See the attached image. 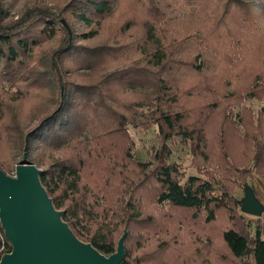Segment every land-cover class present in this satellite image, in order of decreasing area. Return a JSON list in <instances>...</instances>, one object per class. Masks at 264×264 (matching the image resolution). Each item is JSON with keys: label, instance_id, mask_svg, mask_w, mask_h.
Wrapping results in <instances>:
<instances>
[{"label": "trees", "instance_id": "obj_1", "mask_svg": "<svg viewBox=\"0 0 264 264\" xmlns=\"http://www.w3.org/2000/svg\"><path fill=\"white\" fill-rule=\"evenodd\" d=\"M28 7L14 19L0 0V157L12 161L13 152L26 151L28 161L42 169V185L78 239L103 255L116 253L113 234L110 240L106 235L108 221L113 216L112 224L125 211L118 189L140 167L157 186L159 206L205 212L209 225L220 210L229 209L222 201L241 207L225 181L217 196L215 180H185L160 154L149 165L138 161L129 129L157 127L163 144L174 138L193 142L207 160L205 131L190 129L188 119L200 113L207 124L221 114L239 141L230 154L235 136H213L226 181L244 184L263 177L264 108L256 118L250 108L236 116L230 108L264 100V43L259 62L232 67L226 80L208 79L220 59L229 66L240 59L236 54L244 44L220 35L214 39L204 17L209 10L223 11L222 17L233 13L253 37L263 22L264 0H70ZM217 53L221 57L213 58ZM231 74L233 84L228 83ZM17 104L34 105L30 127L17 125ZM0 162V170L10 175L4 168L10 163ZM87 173L92 177L85 182ZM128 206L136 227L151 224L142 206ZM257 222L237 221L221 234L235 263L264 264V236ZM11 250L0 225V259ZM214 253L219 262V251Z\"/></svg>", "mask_w": 264, "mask_h": 264}, {"label": "rangeland", "instance_id": "obj_2", "mask_svg": "<svg viewBox=\"0 0 264 264\" xmlns=\"http://www.w3.org/2000/svg\"><path fill=\"white\" fill-rule=\"evenodd\" d=\"M68 1L70 0H2V6L6 14L17 19L25 12L28 6V8H33L43 6L46 3L54 7V3L65 4ZM209 11L206 12L204 17L206 19L204 24L206 31L214 33V39L220 35L224 39L228 38L233 44L241 42L242 45L244 44V49L242 47V50L236 54L237 58H241L236 60L233 65L229 66L227 60L220 59L218 67L213 68L210 73L206 74L208 79L226 80L228 75L225 74L232 67L250 61L259 62L262 59L259 46L264 43L263 17L259 30L251 37V29L246 28L233 13L232 16L229 12L227 17H222L223 11ZM214 57L221 56L217 53ZM235 81V75L231 74L228 83L233 84ZM33 106L14 105V113L17 112V115H19L17 116V125L21 129L30 127L29 118L34 114L33 111H35L32 109ZM246 107L254 111V117L256 118L260 109L264 108V100L246 101L242 108L232 106L230 108L231 114L234 116L242 114L241 112ZM231 114L229 116L232 117ZM215 118L213 123L207 122V124L204 120H201L203 118L200 113L198 115H190L188 119V122L192 125L190 129L205 131L208 145L207 151L205 150L207 160H204L200 156V153L196 151L193 142L187 144L180 138H174L163 144V137L159 136L157 127H153L150 130L130 127L129 133L132 137V150L135 157L138 161L149 165V163L153 162L155 155L160 154L162 162L176 165L181 174L184 175L185 180L192 176L211 178L217 183V191L215 193L217 196H221V192L218 189L226 183L231 193V198L241 201L246 187H250L254 190L258 200L264 205V176L254 178L253 180L249 179L244 184L237 182L233 184L232 182H227L226 175L220 171L219 163L223 161V158L219 159V157L223 156L220 148H217L213 138L214 134L216 133L218 137L226 135L235 136L232 139L230 154L236 148L234 145L235 141H239L231 126L222 122L221 114ZM260 129L264 130V127L260 126ZM120 142L116 145L120 144ZM11 155L13 156L12 161L6 155H3L2 158L0 157V161H7L8 163L6 164L10 163V167L4 165V168L10 173L9 176L16 172V166L22 157H24L23 154L21 155L17 152H13ZM13 168L15 169L14 172ZM140 169L142 170L141 167ZM141 170H136L133 175L129 173V179L118 189V192H123L120 206L125 211L120 213L119 217H115L112 224L113 216H110L107 228L108 234H106L109 240L111 238L110 234H113L112 241L116 250L124 233L128 234L127 241L125 242V259L127 264H237L221 242L223 231L230 228L232 224H236L237 221L240 223L244 222V224L249 221H258L257 225L264 236V214L260 219L250 217L241 212V207L234 208L226 200L222 201V203L229 206V211L226 209L220 210L216 221L211 225L205 223V212L195 215L187 210L175 209L167 205H157L155 199L157 186L152 179L146 180V176ZM140 171L142 172V176L140 175ZM139 176L140 178H138ZM89 177H92V175L87 173L84 179L85 182L89 181ZM140 181H142V185H139ZM131 203L137 205V207L142 206L146 215L151 217L153 221L148 227H136L134 221H131V210L128 206ZM128 225L132 226L128 227ZM252 231L254 232V229ZM215 249L219 251L221 257L219 262L216 261Z\"/></svg>", "mask_w": 264, "mask_h": 264}, {"label": "water", "instance_id": "obj_3", "mask_svg": "<svg viewBox=\"0 0 264 264\" xmlns=\"http://www.w3.org/2000/svg\"><path fill=\"white\" fill-rule=\"evenodd\" d=\"M41 174L26 151L15 177L0 170V225L12 247L0 264H122L128 234L124 233L112 256L78 239L55 208ZM241 212L257 219L264 214V205L250 187L244 191Z\"/></svg>", "mask_w": 264, "mask_h": 264}, {"label": "built area", "instance_id": "obj_4", "mask_svg": "<svg viewBox=\"0 0 264 264\" xmlns=\"http://www.w3.org/2000/svg\"><path fill=\"white\" fill-rule=\"evenodd\" d=\"M16 176V172L15 173H13V175H11V177H15Z\"/></svg>", "mask_w": 264, "mask_h": 264}]
</instances>
